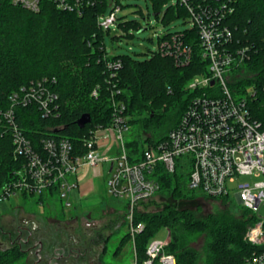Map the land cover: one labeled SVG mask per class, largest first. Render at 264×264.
<instances>
[{"label": "trees", "instance_id": "16d2710c", "mask_svg": "<svg viewBox=\"0 0 264 264\" xmlns=\"http://www.w3.org/2000/svg\"><path fill=\"white\" fill-rule=\"evenodd\" d=\"M124 1L140 0H97L82 15L59 9L50 0H42L39 12L15 5L13 0H0V109L4 113L9 109L15 112L14 123L5 119L0 123V191L17 179V172L25 164L24 159L15 156V125L37 150L44 140L68 139L78 154L84 151L83 142L91 131L112 124L115 97L125 104L133 131V139L127 141L132 162L140 161L147 148L168 139L179 125L199 93L188 90V84L194 77L208 74L209 62L203 57L200 30L194 27L159 36L158 41L165 42L172 41L169 39L173 35H183L177 46L172 42L166 53L156 50L144 60L130 54L109 56L108 36L119 41L133 37L132 30L141 31L140 23L126 16H119L117 21L123 32L120 35H112L111 29L101 27L99 16L112 12V3L124 10ZM146 1L153 5L154 15L165 26L181 18L191 20L189 8L198 11L200 5L227 6L223 17L220 13L221 25L233 34L226 46L233 51L246 47L249 56L233 70L229 85L239 95L256 90L249 106L253 119L264 130V0H187L188 6L181 0H175L176 4H172L174 0ZM115 60L122 62L117 72L108 66ZM114 72L116 76L112 77ZM38 82H44L57 96L48 114L37 102L24 106L11 99L15 92L27 91ZM84 114H90L92 122L80 129L77 121ZM155 178L160 184L159 193L149 208L138 210L135 216L136 223L145 225L135 240L137 264L148 259L149 243L163 229L170 237L166 252L176 257L177 264H198L199 254L190 244L202 235L208 240L206 264H244L259 251L245 240L248 228L258 219L250 210L246 209L240 218L225 213L199 219L189 208L169 201L162 203L171 198L180 201L197 197L189 189V174L181 170L169 173L159 165ZM56 194L59 195L57 189L40 196L22 193L25 200L36 197L38 204L53 200ZM211 199L231 201L227 197ZM129 242L127 233L116 253ZM25 259L20 247L0 250V264H25Z\"/></svg>", "mask_w": 264, "mask_h": 264}, {"label": "built area", "instance_id": "2783aa9c", "mask_svg": "<svg viewBox=\"0 0 264 264\" xmlns=\"http://www.w3.org/2000/svg\"><path fill=\"white\" fill-rule=\"evenodd\" d=\"M50 1L59 9L82 15L86 7L94 5L97 0ZM181 1L188 6L187 0ZM13 3L39 12L42 0H13ZM112 7V12L99 16L104 30L118 29L122 7L115 3ZM226 8L222 4L219 8L200 5L198 11L189 8L191 28L200 30L203 57L209 62L208 74L198 75L188 84V90L199 93L168 139L147 148L140 161L132 162L126 140L131 130L126 106L115 97L112 124L91 131L90 137L83 142L84 151H78V154L68 139L44 140L37 150L14 124L15 156L24 159L25 164L17 172V179L0 191V206L22 193L40 196L57 189L65 206L72 208L71 193L79 186L77 177L81 171L107 165L106 192L124 201L128 233L131 242L135 243L137 235L145 229L143 223L135 222L136 213L149 208L159 193L160 184L155 173L159 165H163L169 173L181 170L189 174V189L210 198L231 199L237 189V198L242 206L258 218L248 228L245 240L259 251L244 264H264V130L262 124L253 119L249 106V99L256 95V90L239 95L234 94L229 85L233 70L243 65L249 56L246 47H236L233 51L226 46L233 38L231 30L220 23ZM232 11L229 10L230 13ZM220 13H223L221 17ZM181 36L173 35L169 39L172 41H158L157 51L166 53L172 42V45H178ZM187 52H191L190 49ZM108 66L117 72L122 62L110 61ZM94 95H98L97 90ZM11 99L13 103L19 101L24 106L37 102L48 114L57 96L45 87L44 82H38L27 91L15 92ZM3 119L14 123V110L4 113L0 109V123ZM243 177L252 180L240 183ZM168 244L169 240L152 239L144 264H176L175 256L166 252Z\"/></svg>", "mask_w": 264, "mask_h": 264}, {"label": "rangeland", "instance_id": "374dc122", "mask_svg": "<svg viewBox=\"0 0 264 264\" xmlns=\"http://www.w3.org/2000/svg\"><path fill=\"white\" fill-rule=\"evenodd\" d=\"M172 4H176V1L174 0ZM124 5L127 6L124 10H122L120 16H126L128 19L139 22L141 25V31L132 30L130 33L134 35L133 37L123 38L119 41H113L108 36L106 38V44L109 56L130 54L138 59H147L151 55V52L158 49L159 36L166 33L182 32L191 28L190 18H181L168 26L163 25L154 15L153 5L149 1H124ZM122 33L123 32L120 29L112 31V35H120ZM132 133L133 131L131 129V131L126 135V140L133 139ZM106 169L107 166L105 165L104 170ZM104 179L105 175L98 177L99 193L90 197L92 200L85 203H80L78 201L77 213H90L92 219L97 218L101 220L104 225H106V230L104 229L103 231H105V239H109V241L107 243V247H105V253L100 256V264H136L135 243H126L123 246L122 251L116 253L121 240L129 232V227L126 224V220L123 219V216L121 215L125 211L124 201H121L106 192ZM251 180V178L243 177L239 180V182H249ZM195 193L197 197L191 199L176 201L171 198L163 200L162 203L164 201H169L182 208H189L195 212L196 217L199 219H206L211 215H222L225 213H230L234 217L240 218L246 210L237 198V189L234 190L229 203L213 200L199 191H195ZM12 208H24L27 210L26 212L36 214L38 216L37 218L45 224L48 221L55 223L61 215H69V212L76 214L74 208H67L65 206V202L61 200L58 194H56L53 200L48 199L46 203L42 204H38L37 198L34 196L28 198L26 203L22 201V198L16 196L11 198V200H7L0 206V219H6L7 217V219L2 222L4 224L3 227H6L8 223L7 220L13 217V214H10L12 213L10 212ZM7 214H10L9 217ZM2 223L0 221L1 226ZM156 238L163 241L170 240L166 229H163L156 236ZM207 241V236L202 235L190 244V247L194 248L199 254L198 264L207 263ZM24 263L32 264L29 259H25Z\"/></svg>", "mask_w": 264, "mask_h": 264}, {"label": "flooded vegetation", "instance_id": "af4514ba", "mask_svg": "<svg viewBox=\"0 0 264 264\" xmlns=\"http://www.w3.org/2000/svg\"><path fill=\"white\" fill-rule=\"evenodd\" d=\"M12 216L7 228L0 219V250L20 247L32 264H100L109 241L101 220L88 213L63 214L55 223L45 224L30 213Z\"/></svg>", "mask_w": 264, "mask_h": 264}, {"label": "crops", "instance_id": "0c3cea01", "mask_svg": "<svg viewBox=\"0 0 264 264\" xmlns=\"http://www.w3.org/2000/svg\"><path fill=\"white\" fill-rule=\"evenodd\" d=\"M104 167H105V165L103 166V168H86V169H83L81 171L80 175L77 177V180L79 181V186L76 189H74L71 193L72 208H74V210L76 211V214H74V215H78V213H77L78 201L80 203L89 202L90 200H92L90 197H92L95 194L97 195L99 193L98 177H102L103 175H105L104 182H105V187H106V183L108 180V166H107L106 170H104ZM18 196L20 198H22V201H24L26 203V200L24 199V196L22 194H20ZM82 205H84V204H82ZM26 211L27 210H25L24 208H22V209H13L12 208V210H10V212H12V213H10V214L14 215V214H17L18 212H23L24 214H26V213H28ZM10 214H7V216L9 217ZM30 214L33 217H35L36 220H39L37 218L38 216L36 214H34L32 212H30ZM72 214H73V212H69V215H72ZM123 214H124V212L121 214L123 216L122 218L125 219ZM6 219H7V217H6ZM6 219L2 218V220H6Z\"/></svg>", "mask_w": 264, "mask_h": 264}, {"label": "water", "instance_id": "95a60500", "mask_svg": "<svg viewBox=\"0 0 264 264\" xmlns=\"http://www.w3.org/2000/svg\"><path fill=\"white\" fill-rule=\"evenodd\" d=\"M214 84V83H213ZM92 122V117L90 114H84L82 117L77 121V125L80 129H84L87 125Z\"/></svg>", "mask_w": 264, "mask_h": 264}, {"label": "bare ground", "instance_id": "6f19581e", "mask_svg": "<svg viewBox=\"0 0 264 264\" xmlns=\"http://www.w3.org/2000/svg\"><path fill=\"white\" fill-rule=\"evenodd\" d=\"M201 49H202V48H201ZM201 49H200V50H201Z\"/></svg>", "mask_w": 264, "mask_h": 264}]
</instances>
